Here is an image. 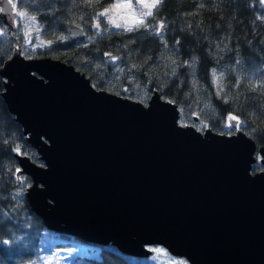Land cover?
I'll return each mask as SVG.
<instances>
[{"label":"water","instance_id":"water-1","mask_svg":"<svg viewBox=\"0 0 264 264\" xmlns=\"http://www.w3.org/2000/svg\"><path fill=\"white\" fill-rule=\"evenodd\" d=\"M0 7L12 32L15 13L6 0ZM64 34L84 39L73 24ZM0 79L5 109L41 163L13 155L46 230L135 258L158 246L186 264H264V144L180 125L155 90L144 105L96 90L71 65L25 58L16 43ZM255 156L263 170L252 172Z\"/></svg>","mask_w":264,"mask_h":264},{"label":"trees","instance_id":"trees-1","mask_svg":"<svg viewBox=\"0 0 264 264\" xmlns=\"http://www.w3.org/2000/svg\"><path fill=\"white\" fill-rule=\"evenodd\" d=\"M108 2L18 0V11L36 16L39 39L44 42L31 50L20 49L21 54L71 65L94 89L106 92V85L114 81L109 76L119 70V87H125L129 78L149 94L155 90L161 99L176 105L179 120L192 121L196 114L205 128L226 134L225 120L232 114L255 147L264 144V87H260L264 84V5L260 0H163L147 19L152 28L113 32L104 31L101 23L100 33L92 34V17ZM160 21L164 27L158 35L154 29ZM66 24L79 27L84 39L71 43L64 34ZM0 33L1 66L18 40L15 30L8 32L1 23ZM112 57L114 64L105 63ZM193 60L194 71L183 63ZM213 69L218 76L223 73L224 90L219 96ZM14 154L41 165L0 97V264H32L53 248H73L69 264H145V258L123 255L110 245L84 243L46 230L25 203L29 180L17 175Z\"/></svg>","mask_w":264,"mask_h":264},{"label":"rangeland","instance_id":"rangeland-1","mask_svg":"<svg viewBox=\"0 0 264 264\" xmlns=\"http://www.w3.org/2000/svg\"><path fill=\"white\" fill-rule=\"evenodd\" d=\"M112 2H115V0H112ZM105 7H107V5ZM101 10L102 8L97 11H101ZM100 20H101L102 25H104V31L125 32L123 28L117 29L115 27L108 25L105 21V18L103 17H101ZM26 22H27L26 19L22 20L20 17H17L15 15L13 25H14V30H15V39L18 40V43L17 42L15 43L18 44L20 49L22 50L23 49L31 50V49L38 47L37 45H40V42L42 40L39 39L38 31L35 28L31 30H27L24 28V24ZM100 30L98 31L97 29L92 27V24H91L90 31L92 34H95V35L99 34ZM25 31H28V37H29L30 42H26ZM114 62L115 61H113L112 58H109L108 60L105 61V63H108L109 65L114 64ZM120 73L121 72L119 70L114 69V72L109 76L110 80H114V81H112L109 85L105 84L107 86L106 87L107 90L109 91L108 93L114 94L116 96H120L118 92H123L126 95L120 96V97L127 98L129 100L136 101L144 105L149 97V92H146L144 88L139 87L135 83H132L129 78L125 79V83H127L125 87H119L117 85L118 84L117 79L119 78ZM125 89H127V91H125ZM200 109L201 107H199V111ZM192 115L196 118L198 117L199 118L196 121L192 122L190 118L183 119L184 121L179 120V116H178V124L191 125L197 131H201L202 129H204L205 127L201 122V117L197 116L196 114H192ZM229 122L231 121H229L227 117L225 120V124H224V131L226 132V134H230L235 130V128L225 127V125L228 124ZM239 131H241V128ZM251 168L254 169V171L263 170L262 167L258 165L257 156H255V162L251 166ZM157 248H159L161 251L160 252L154 251V249H157ZM149 249L151 250V254L150 256L145 258V262H144L145 264H186L182 258H175V257L170 256L161 247L154 246ZM72 254H73V248H63V249L53 248V250L50 253L39 255L37 257V261L32 264H69Z\"/></svg>","mask_w":264,"mask_h":264},{"label":"snow or ice","instance_id":"snow-or-ice-1","mask_svg":"<svg viewBox=\"0 0 264 264\" xmlns=\"http://www.w3.org/2000/svg\"><path fill=\"white\" fill-rule=\"evenodd\" d=\"M83 2L88 4H93L94 0H83ZM6 3L11 6L12 11L15 13L17 17H20L22 20L26 19V23L24 24V28L27 30H31L35 28L39 31L37 27V18L36 16H29L25 11H18L17 10V2L14 0H6ZM95 3H101V0H95ZM163 3V0H115V2H111L109 0L107 7H103L102 10L97 11L95 15L92 17V27L97 29L98 31L101 28V21L100 18H105V21L108 25L115 27L117 29L123 28L125 32H131L134 30H138L140 27H143L145 30L152 28V25L147 23V19L153 17L155 15L154 10H158L159 6ZM260 3L264 5V0H260ZM203 6V5H201ZM6 11L5 8L0 7V12ZM83 18V17H81ZM164 24L163 21H160L158 26L154 29V31L159 35L160 31L163 29ZM2 34V33H0ZM25 39L26 42L29 41L28 31H25ZM176 43H180L179 40ZM44 42L41 41L40 45L43 46ZM105 55H109L106 53ZM115 57H112V60L115 61ZM173 64H176V61H172ZM189 68H192L193 71L195 69V60L191 63L188 61L183 62ZM240 63V61H237ZM173 74H175V69L173 68ZM212 80L213 83L217 86V96L223 92V86L221 81L223 80V73L219 76L216 73V70H212ZM240 83L239 80L236 81V85L238 86ZM260 87H264V84H261ZM127 91V89H125ZM227 99H225V103H227ZM171 103V101H169ZM229 121H235V125L228 123L225 127L235 128L236 131L240 130L241 121L235 115L229 114L228 116ZM17 153H19V148L16 149ZM19 171V169H17ZM156 252H160L159 248L154 249Z\"/></svg>","mask_w":264,"mask_h":264}]
</instances>
